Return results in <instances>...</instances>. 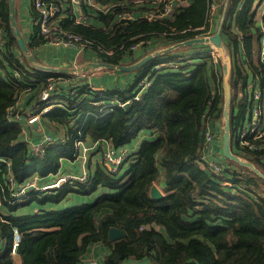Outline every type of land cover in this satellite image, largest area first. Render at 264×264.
<instances>
[{"label":"trees","instance_id":"obj_1","mask_svg":"<svg viewBox=\"0 0 264 264\" xmlns=\"http://www.w3.org/2000/svg\"><path fill=\"white\" fill-rule=\"evenodd\" d=\"M212 1L175 0L171 15L149 19L137 13L157 11L161 4L97 0L105 11L87 6L85 10L97 24L106 25L105 29L73 23L69 18L61 23L88 41L87 48L95 52L97 60L129 64L155 49L206 34ZM254 2L228 0L225 12V16H234V27L249 58L255 48L254 36L261 33L253 19ZM124 13L132 17H121ZM223 34L236 51L237 34L229 30ZM0 36L4 39L0 48V204L8 210L11 183L15 186L34 174L56 172L61 158H73L78 133L81 139L107 140L113 147H128L142 132L157 133L152 139H143L116 172H108L102 161L87 181L73 187L61 184L42 194L28 190L14 207L21 213L0 216V264H16L14 255L21 264H80L87 245L96 241L107 246L101 264H138V259L146 260L145 264H264V179L226 157L222 158L225 177L221 179L200 158L206 121L219 120L223 107L221 68L209 55L177 53L174 58L183 59L173 61L180 64L156 70L155 64L173 55L169 51L154 56L139 67L152 65L147 71L151 83L141 99L100 111L94 101L114 94L120 100L125 98L124 92L110 88L93 91L86 84L71 86L60 80L49 97L41 99L47 77L68 75L28 62L9 27L8 0H0ZM28 36V48L43 61L35 53L45 42L37 23ZM136 43L142 50L134 55ZM190 59H195L192 64L187 62ZM234 69L232 87L241 76L237 63ZM21 97L23 105L18 106ZM73 99L79 102L73 105ZM46 106L50 107L43 111ZM11 109L23 119L10 120ZM35 114L43 126L45 122L62 125L66 135L38 155H32L30 147L37 137L25 140L22 131L24 122ZM162 125L165 136L158 135ZM233 151L264 173V144L246 154ZM154 181L162 190L160 198L149 196ZM68 193L82 195L87 201L58 210L25 209L31 202L57 203ZM110 226L121 228L125 235L110 240ZM14 228L20 234L15 252Z\"/></svg>","mask_w":264,"mask_h":264},{"label":"crops","instance_id":"obj_2","mask_svg":"<svg viewBox=\"0 0 264 264\" xmlns=\"http://www.w3.org/2000/svg\"><path fill=\"white\" fill-rule=\"evenodd\" d=\"M227 2H228V0H220V1L214 0L211 2L210 6H209L208 13H207L208 28L205 31L206 34H203V35L199 34L197 36L210 35V34L214 33L217 30L218 26L220 25V35L222 38V42L224 44H226V46H227L224 54L229 56L230 64H231L230 71H229V82L231 79L233 80V77L236 75L235 74L236 69H234V68H235V63H237L238 67L240 68V72H241L240 73L241 76H239V81H237V85H238V83H240V82L243 84L246 80L252 79L254 77L255 73L257 72V67L259 64L258 47H259L260 33L259 34L256 33V35L254 36V47L255 48H254V52L251 54V56L249 58L245 54V50H244L243 42H242V36L238 33V31L234 27V16L233 15L225 16ZM63 5H65L64 7H66V8H64L63 11L61 12V15L59 18L60 23L62 22V20L69 21L68 20V18H69L73 23L95 25L96 27H101L103 29H105L107 27L106 25H104L102 23L97 24L94 20H92L91 14L89 12H87L85 10V8H84V11L87 15V19H86L85 23H82L83 21H79L75 17V15L78 14L76 3H73V2L66 0V2L63 3ZM221 5H222V8H221ZM254 5L256 8L255 14L253 16L254 23L259 28H261V26L264 27V20H263L264 19V0H255ZM32 7H33L32 0H15L17 23H18V25L21 29V32L23 33L26 40L29 38L28 34L32 30V24L37 23L38 29L40 28L39 23H38V11H36V15H34ZM67 7H68V9L70 8V11L72 10L74 12V14H71L70 11L67 9ZM34 10H36V9H34ZM142 12H145V10L138 12L137 14H140ZM61 25L63 26V23H61ZM65 29L70 30V28L69 29L65 28ZM223 30H229L232 33L237 34L238 39L236 42V44H237L236 51H234L233 46H231V44H230V41L227 40V38L226 39L224 38ZM201 44L202 43L182 45V46H179V47L171 50L172 52H170V53L173 56L177 55V53L191 56L197 52H202L199 49V47L197 48V46L201 45ZM209 44L210 43H208L207 45H209ZM87 46H85L83 48H76V47H72V46H63V45L55 46V45L43 42L41 45H39V47H37L35 49V53L40 58H42L43 61H38L37 59L36 60H37V62L42 63V64H47V65H52V66H61V67L66 66L68 68H71V70L73 69L72 71L63 72L64 74L68 75V76H65V78L63 77V79H62L65 84L68 83L71 86H75L76 84H86L93 91L97 90L100 92L107 89V88H110V90H112V91L113 90H120V91L124 92L125 98L129 97L131 93L135 92V86H136L137 81L140 77V74L143 73V75H145L147 73L149 67L152 66L151 65L149 67L148 66L142 67V68H139L137 70L133 69L132 70L134 72L133 75L129 74V72L121 71L118 69H110V68H105L106 70H96V69H92V68H88L86 71L77 70V67H80L89 61H100V60L96 59L95 52L92 49L87 48ZM183 46H188V47L183 49ZM189 46H191V47H189ZM206 47L208 48V46H206ZM132 50H133L134 55H136L142 50V48L140 47V45H137V46L133 47ZM77 55H80V58H78ZM126 59H128V58L126 57L125 60ZM194 60L195 59H190L188 62H190L192 64V62ZM101 61H103V60H101ZM213 63L215 65H217L219 67V69L221 68L222 88H223V63H224L223 56H221L219 53V56H217V58L214 59ZM75 64H77V65H75ZM126 64H128V63H126ZM243 67H244V69H243ZM98 68H101V67H98ZM246 68L248 69L249 73L246 72ZM45 71H48V70H45ZM60 73H62V72H60ZM150 75H151V73H150ZM64 80H66V81H64ZM230 86H231V83H230ZM240 89H242V87H240L239 90ZM223 93H224V90H223ZM85 95L86 94H84V96ZM113 96L114 97H112L113 98L112 100L118 99V97H115L116 96L115 94ZM21 99H22V97L19 98V100L17 102L18 106L23 105V102H22L23 99L22 100ZM78 102H79V100H78ZM59 106H62V105H59ZM222 110H223V107H222ZM15 112L16 111L13 109L12 113L10 115V118H9L10 120L14 119L13 115ZM230 113H231L230 117L232 116V118H231V121H232L237 113H239V116H242L243 109L238 108L236 106H233L232 110L230 108ZM244 116H245V119H247L248 114L245 113ZM243 117H241V119ZM22 119H20V120H22ZM37 119H38V128L34 127L31 122H29V123L24 122L22 131L24 133V137H25L24 139L25 140H28V138H30L32 135V137H34V138L37 137V139H34L32 142L38 141L42 138L41 137L42 133H49L52 136H54L55 139L57 140V142H55V143L61 142L66 138L65 129L62 125L58 124V127H56L55 125L52 124L54 128L51 130L50 129L51 127L49 126V124H47L45 122V125L43 126V123L39 122V116ZM73 121L74 120H72L71 123ZM207 124L215 133L214 143H215L216 156L219 159H222V158H224L223 157L224 155L222 153V138L220 136V131L223 132V118L221 116V118L219 120L212 121V122H209L207 120ZM158 130H159V132H158L159 136L160 135L161 136L166 135V132H165L166 127L164 125L160 126L158 128ZM31 132H32V134H31ZM154 135L156 136L157 133H155V134L151 133V132L139 133V135L135 139H133V141L128 146L129 153L137 150L143 139H146V138L152 139V137ZM77 139H81L80 133H78V135L75 137L74 142ZM81 140H83L82 141L83 143L91 144L94 142V145H96L94 147V149L90 152V155H89V158L87 161V165H88V167L91 171L90 173L92 175L93 172L95 171V169L101 164L99 158L101 157L102 150L104 149L105 144L109 145L110 142L107 140H94L90 137H85L84 139H81ZM202 143H203V141H202ZM230 143H231V140H230ZM48 145H52V144H48ZM231 151L233 153H235L233 151L232 143H231ZM238 156L241 157V155H238ZM231 161L235 162L233 160H231ZM235 163H237V162H235ZM225 165H226V163H225ZM65 170H69V171L72 170V171L78 172L79 171L78 160H76L74 158H72V159L71 158L70 159L69 158H61L58 170L56 172H54V173L50 172L44 176H41L39 174H36V175L34 174V175L26 178L20 184L24 183L27 180L33 179V178H36L37 182H39V183L49 182V181H52L54 179V176H56L57 174H59L61 172H65ZM153 183L162 192L161 188L159 187V184L156 181L152 182L151 184H153ZM20 184H17L15 186L13 185L14 189ZM100 190H102V189H100ZM27 192H29V191L27 190L21 196L20 195L17 196L18 199L13 200V198H15L16 195L13 194V192L11 191L8 198H7V204H10L9 206H10L11 210H8L7 207L2 206L3 204H0V210H1L0 215L1 216L10 215V214L11 215H17V214L21 213V209H14V207H16V205H15L16 202H19L20 200H22ZM85 201H87V198L82 196V195H78V194H74V193H68L61 201H59L57 203L46 202L44 204H38L35 202H31L28 205H24V206H25V209L27 210V212L28 211L34 212V211H39L42 209L58 210V209L68 207L70 205H78V204L85 202ZM2 220H4V219H2ZM2 244H3L2 239L0 237V247L2 246ZM106 252H107V246L106 245L101 244L98 241L91 242L87 245V248H86V251L83 255V258L80 259L79 263L81 264L83 261H87L88 259L93 258L97 261L98 264H101L102 258ZM13 257H14L16 264H21L20 259L17 255H14Z\"/></svg>","mask_w":264,"mask_h":264},{"label":"built area","instance_id":"obj_3","mask_svg":"<svg viewBox=\"0 0 264 264\" xmlns=\"http://www.w3.org/2000/svg\"><path fill=\"white\" fill-rule=\"evenodd\" d=\"M70 2L76 3L78 14L75 15L76 19L79 21H83L85 23L87 19V15L84 11L85 6L91 5L92 0H68ZM156 4H161L160 9H156L157 11H153L147 15V18L152 19L155 17H161L164 15H171L173 13L175 0H152ZM64 2H60L58 0H32V5L38 11V23H39V34L43 37L46 43L59 46H72L76 48H83L89 45L88 41L85 40L82 36L72 32L71 30L65 29L60 21V15L63 11L65 5ZM85 5V6H84ZM68 9V7H67ZM70 11V8L68 9ZM103 10H106L104 8ZM72 11V10H71ZM70 13L74 14L72 11ZM128 14L124 13L121 17H127ZM198 28H202L199 26ZM261 33L259 38V47H258V57L259 64L257 67V72L254 77L249 81L250 88H243L239 90L237 94V98L235 99V105L238 108L243 109L242 116H239V113L233 118V123L230 126V140L233 145V148L238 150L239 152L246 154L250 151L257 150L259 146L264 144V27L261 26ZM4 44V39L0 36V48ZM139 45L136 43L132 46L135 47ZM213 60L217 58V56L213 55ZM169 63L171 66H177L180 63L169 61L167 59L159 61L153 69L158 68L159 66H163ZM49 80L46 87L40 94L42 100H46L49 97L51 90L55 83L59 82L63 79V77H48ZM150 72L141 76L137 84L135 86V92L123 99H102V107L99 110L105 107H111L115 104L123 106L125 103L130 104L132 100H140L141 94L145 91V89L150 85ZM237 100V102H236ZM78 101L73 99V105H76ZM94 103V102H93ZM50 106H46L43 108V111L47 110ZM110 109V108H109ZM11 109V113H12ZM105 111V110H104ZM245 113L248 114L247 119H245ZM14 118L20 120L18 114L14 113ZM244 116V117H243ZM241 117H243L241 119ZM38 118V114L31 115L27 120L31 122L33 119ZM232 128V130H231ZM41 139L35 142L30 141L31 154L38 155L43 152V149L48 144H53L57 142L54 136L49 133H42ZM215 133L209 127L206 121V125L204 127L203 133V143L201 148L200 158L202 161H205L206 165L215 173L218 178L223 179L225 177L224 174V162L222 159H219L216 156L215 152V143H214ZM75 150L73 152V158L78 160L82 159L86 160L88 151L94 146V142L91 144L83 143L81 139H77L74 142ZM110 145V144H109ZM236 155H240L235 153ZM129 155L128 147L119 146H107L104 150V159L102 160L106 170L108 172H116L119 166L122 164L125 158ZM242 157V156H241ZM244 158V157H242ZM86 171L83 168L81 171H78L75 174H65L64 176L58 175L55 177L52 182L47 183H39L36 178L25 181L24 183L18 185L17 189L13 191V194L16 197L13 200L18 199L17 196H21L27 190H44L49 191L51 187H59L61 184H70V186H74L75 183L85 182L88 179L86 177ZM69 181V182H65ZM64 182V183H61ZM43 191V192H44ZM1 219V217H0ZM20 239V234L16 228L13 229V247L17 246L18 241ZM81 264H98L97 261L93 258L88 259L87 261H83Z\"/></svg>","mask_w":264,"mask_h":264},{"label":"water","instance_id":"obj_4","mask_svg":"<svg viewBox=\"0 0 264 264\" xmlns=\"http://www.w3.org/2000/svg\"><path fill=\"white\" fill-rule=\"evenodd\" d=\"M8 20H9V27L12 32V35L16 38L18 47L20 48L21 52L23 53L24 57L28 59L30 64L36 68L42 70H48L52 72H68L71 68L66 66H52L47 64H42L37 62L35 56L30 52V49L27 46L26 39L21 32V29L17 23L16 19V8H15V0H8ZM194 43H211L215 45L221 56H223L224 63H223V110H222V118H223V133H222V153L224 157L237 162L240 165L247 166L250 170L254 173L259 175L261 178L264 179V173L257 168L251 161L248 159H242L235 153L231 151V143H230V126H231V117H230V108L229 103L231 99V88L229 82V71H230V59L229 56L224 54L226 49V44L222 42V38L220 35V25L218 26L217 30L206 36H195L192 38H188L182 41L175 42L173 44L164 46L162 48L153 50L138 60L129 63V64H120V63H112L107 61H89L86 64L77 67V70H84L86 71L88 68L96 69L98 67H105L110 69H118L121 71H130L136 68L143 66L147 61L151 60L154 56L159 54L169 52L179 46L182 45H190ZM73 70V69H72ZM128 104L125 103L123 106H127ZM34 127L38 128V119L35 118L31 121ZM149 196L152 198H160L163 196V193L159 190V188L153 183L150 185L148 190ZM125 235V232L117 227V226H110L107 230V237L110 240H114L120 238ZM16 247V246H15ZM15 251V248H14Z\"/></svg>","mask_w":264,"mask_h":264},{"label":"rangeland","instance_id":"obj_5","mask_svg":"<svg viewBox=\"0 0 264 264\" xmlns=\"http://www.w3.org/2000/svg\"><path fill=\"white\" fill-rule=\"evenodd\" d=\"M146 0H134V2H136V3H138V2H145ZM261 5V4H260ZM259 5V6H260ZM87 7H92V8H96V9H98V10H103L104 8H102V7H100L99 5H98V2H97V0H92L91 1V5H88ZM103 11H105V10H103ZM154 11V9H152V10H146L145 12H142V13H140L139 15L140 16H143V17H146L147 18V15L149 14V13H151V12H153ZM126 14H128V13H126ZM127 17H132V15H127ZM208 43H202L201 45H198L197 46V48L199 47V49L202 51L201 53H204L206 56L207 55H209L210 56V60L213 62L214 60H213V57H212V51H213V55L214 56H219V51H218V48L215 46V45H213V44H209V45H207ZM206 46H208V48L206 47ZM202 48V49H201ZM80 54V53H79ZM78 56V58H80V55H77ZM174 59H177V60H180V59H183L182 58V56H180V57H175L174 58V56L172 57V58H168L167 60H169V61H172V60H174ZM188 62V61H187ZM177 63H180L179 61H177ZM184 63V62H183ZM75 65H77V64H75ZM171 67V65L169 64V63H167V64H165V65H163V66H159L158 68H155L154 70H156V69H159V68H170ZM234 67V66H233ZM243 69H244V67H243ZM96 70H106L105 69V67H101V68H96ZM70 71H72V70H70ZM125 72H129V74H134V72L131 70V71H125ZM246 72L247 73H249V71H248V69L246 68ZM50 77H54V76H50ZM238 87V88H237ZM240 87H243V88H246V89H249L250 88V83H249V81L248 80H246L243 84L240 82V83H238V85L236 86V85H234L233 87H232V85L230 86V88H231V99H230V103H229V108H230V105L232 104L233 106L235 105V99L237 98V94L239 93V88ZM233 93V94H232ZM141 96H142V94H141ZM103 99H112L111 97H107L106 95H104V97H103ZM101 100L102 99H100V100H98V101H94V104H96V105H98V107L99 108H101L102 106V103H101ZM231 101H232V103H231ZM236 102H237V100H236ZM223 103H224V101H223ZM109 108H111V107H109ZM109 108L108 107H103L102 109H104L105 111L106 110H109ZM49 124H51L52 125V123H50L49 122ZM50 126V125H49ZM51 127H53V126H51ZM54 128V127H53ZM51 129V128H50ZM231 130H232V128H231ZM222 131H220V136H221V138H222ZM83 141V140H82ZM96 145H94L89 151H88V153H87V157H86V160L85 161H83L82 159H78V162H79V171H81L83 168L85 169V171H86V174L87 175H85L86 177L88 176V178H89V176H90V169H89V167H88V165H87V161H88V158H89V155H90V152L94 149V147H95ZM107 146H110V145H107V144H105V146H104V149L102 150V154H101V157L99 158V160H100V163L102 162V160L104 159V150L107 148ZM224 157V156H223ZM242 159H245V158H242ZM247 167V166H246ZM248 168V167H247ZM124 170V168L120 171V174H122V171ZM54 173V172H53ZM75 173H77V171L75 172V171H72V170H65V172H61V173H59V174H57L56 176H54V178L55 177H57L58 175H62V176H64L65 174H75ZM36 175V174H35ZM53 180H55V179H53ZM52 180V181H53ZM88 180V179H87ZM52 181H49V182H52ZM65 182H69V181H65ZM45 183H47V182H45ZM61 183H64V182H61ZM18 187V186H17ZM17 187L14 189V187H13V184L11 183V185H10V192L12 191H14V190H16L17 189ZM57 187H51V188H49V191H44V190H40V192H41V194L43 193V191L44 192H46V193H50L51 191H53V189H56ZM1 216V215H0ZM145 264L146 263V260H144V259H138V264Z\"/></svg>","mask_w":264,"mask_h":264}]
</instances>
